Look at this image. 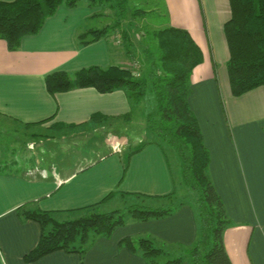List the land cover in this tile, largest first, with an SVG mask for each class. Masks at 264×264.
Segmentation results:
<instances>
[{
	"label": "crops",
	"instance_id": "crops-1",
	"mask_svg": "<svg viewBox=\"0 0 264 264\" xmlns=\"http://www.w3.org/2000/svg\"><path fill=\"white\" fill-rule=\"evenodd\" d=\"M165 1L183 4V9L190 2L203 13L204 27H195L193 20L194 27H181L173 23L172 16L167 26L189 31L203 51L204 62L191 77L188 103L210 152L209 177L233 222L224 232L227 253L232 264H264V88L234 98L236 109L224 105L228 71H217L216 66L227 67L230 57L224 34V25L231 18L229 0ZM101 11L100 5L91 6L87 1L76 7L62 5L38 34L22 39L18 50H9L0 39V120L24 127L33 138L38 134L32 133L34 129L59 133L64 140L97 135L98 146L91 157L67 168L63 164L58 170L40 166L33 176L15 170L12 175L0 174V264H148L122 241L152 238L158 246L176 250L198 238L196 211L188 203L163 219L130 221L111 237L97 239L83 257L55 252L35 263L24 259L38 245L42 230L37 222L20 218L22 206L56 212L57 218L97 204L100 212L131 205L159 207L169 205L160 198L175 189L171 164L158 144L135 154L126 168L130 147L142 141L128 134L127 129L136 125L133 111L137 105L125 91L103 94L94 88H77L52 95L47 90L46 77L54 72L72 75L132 58V52H124L105 38L89 45L78 42L80 33L103 28L101 20L107 16ZM131 112L132 119L124 118ZM95 116L99 118L93 120ZM44 142L52 139L47 137ZM2 149L1 142L0 165L10 162ZM61 163L71 164L65 157Z\"/></svg>",
	"mask_w": 264,
	"mask_h": 264
},
{
	"label": "trees",
	"instance_id": "trees-1",
	"mask_svg": "<svg viewBox=\"0 0 264 264\" xmlns=\"http://www.w3.org/2000/svg\"><path fill=\"white\" fill-rule=\"evenodd\" d=\"M83 1L89 2L91 6L109 5V9L116 12L117 22L80 34L77 39L82 45L108 37L121 20L128 19L129 0L0 1V39L7 43L9 50L16 51L22 39L38 34L46 19L54 15L60 6L76 7ZM229 2L231 18L224 25L230 54L227 71L232 94L240 97L264 87V0ZM146 13L137 10L132 16L139 18V15ZM145 35L151 37L160 52V57L155 59L157 61H151L147 77L141 71V62L138 60L141 77H136L127 66H92L72 75L63 71L49 74L46 87L52 95L77 88H94L103 94L123 90L134 106H138L151 92L157 110L153 118L152 115L147 116L146 122L158 141L145 140L131 146L126 168L131 158L148 145H160L173 170L175 189L168 196L160 198L167 200L169 205H131L124 209L100 212L97 204L69 211L74 216L78 215L71 220H59L55 216L56 212L22 206L18 209L20 218L37 222L42 230L38 245L25 256L26 262L35 263L55 252L83 257L97 239L111 237L116 229L130 221L163 219L189 203L194 207L199 222L198 238L192 245H180L173 250L158 246L152 238H126L122 245L140 254L148 264H232L225 247L224 232L233 222L209 177L210 152L188 103L191 77L194 69L204 62L203 51L190 32L182 28L146 29ZM122 36L124 41L131 39L128 31L123 32ZM147 52V49L143 50L146 57L151 56L152 53L147 56ZM98 118L95 116L92 119ZM124 118L132 119L133 112ZM18 165V161L5 162L0 165V174L12 175L15 168H18V172H15L20 173L19 167H16ZM179 198L182 201L176 202Z\"/></svg>",
	"mask_w": 264,
	"mask_h": 264
},
{
	"label": "rangeland",
	"instance_id": "rangeland-1",
	"mask_svg": "<svg viewBox=\"0 0 264 264\" xmlns=\"http://www.w3.org/2000/svg\"><path fill=\"white\" fill-rule=\"evenodd\" d=\"M80 4H82V2ZM182 5L183 4H178L177 6L176 3L175 6V4L171 2H169L168 5V2L165 0H129L127 9L128 19L121 20L120 25L115 30L111 31L110 35L105 38L112 41V43H114L117 48L124 50V52L127 50L128 53H133L131 59H127V61L122 62L119 64V66H127L133 71L135 63H138L139 60V62H141V71L147 77L151 70V61L159 58L160 52L156 43L151 39V37H147L145 35L146 29L154 31L158 29H164L165 27H172L167 26V24L171 21V16L173 23L176 25L179 24L181 27H194L191 20L195 22V27H204L205 19L203 13L201 10L199 12L196 9V4L192 6L190 2H186L184 9ZM166 6L170 8L169 13L167 11L168 7L166 9ZM101 8L102 15L106 14L107 17L108 15L110 16L101 20L104 24L102 27L104 28L107 25H115L117 22L116 12H114L112 9H109V5H101ZM137 10L145 11L147 13L144 15H139V18H135L132 16V13ZM125 31H128L131 36V39L128 41H124L122 36V33ZM80 34H83V32ZM144 49L148 50L147 56L149 53H152L151 56L146 57V54H143ZM121 55L123 56L124 53L122 52ZM121 60L125 59L123 58ZM216 67L217 71L222 69L223 73L227 72V67L225 64H223V66L217 64ZM225 88L227 90V101H224L225 107L227 108L228 106L231 109H236L238 103L234 98L239 97H234L231 94L228 77ZM156 110L157 108L154 96L151 92H148L147 96L133 111L136 125L127 129L128 134L132 135L134 138L135 136L141 137V141H158V138L153 136V133L146 122L147 116L152 115L153 118L155 116L154 114ZM137 128H139L142 133H139ZM32 133H38L37 136H35L36 138H33L31 133H29L24 127L13 126L12 124H7L6 122L0 120V142H2L4 157L5 159L8 158L10 161H18L19 165L16 167H19L21 171L20 173H26L27 175L30 174L33 176L35 173H38L37 169L40 166H43L46 169L49 168V170H58L61 169L62 164L64 167L67 165H74L75 161H80L84 157H91L93 153H96L98 150V146H95L97 144V135H95L96 137L93 138H74L64 140L61 139V137H58L59 133L56 132L44 133V130L34 129ZM40 137L43 138V143L38 141ZM47 137H50L52 142H44L45 138ZM38 151L41 153L40 156ZM63 157L67 158L71 164L61 163ZM17 169L18 168H15L14 170L17 171ZM181 199L182 198H179L176 202H181ZM77 217L78 215L60 216L58 219L71 220ZM182 254L183 253H181V255ZM186 254L187 252L184 255Z\"/></svg>",
	"mask_w": 264,
	"mask_h": 264
},
{
	"label": "built area",
	"instance_id": "built-area-1",
	"mask_svg": "<svg viewBox=\"0 0 264 264\" xmlns=\"http://www.w3.org/2000/svg\"><path fill=\"white\" fill-rule=\"evenodd\" d=\"M135 67L133 68L134 70H133V72L135 73V75L137 76V77H140L141 76V73H140V65H139V63H135V65H134Z\"/></svg>",
	"mask_w": 264,
	"mask_h": 264
}]
</instances>
